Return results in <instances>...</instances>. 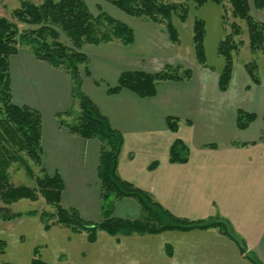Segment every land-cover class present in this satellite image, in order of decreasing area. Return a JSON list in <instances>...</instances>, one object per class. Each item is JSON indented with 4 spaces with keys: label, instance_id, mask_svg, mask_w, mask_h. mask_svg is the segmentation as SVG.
I'll list each match as a JSON object with an SVG mask.
<instances>
[{
    "label": "crops",
    "instance_id": "0c3cea01",
    "mask_svg": "<svg viewBox=\"0 0 264 264\" xmlns=\"http://www.w3.org/2000/svg\"><path fill=\"white\" fill-rule=\"evenodd\" d=\"M115 18L134 30L135 41L130 45L117 40L84 45L90 73L83 74V88L124 135L120 175L149 192L173 216L227 221L246 251L212 227L130 236L100 231L97 240L90 242L86 232L56 225L42 234L43 240L52 245L48 252H53L51 261L47 257L49 245H45L44 261L255 264L249 258L252 255L264 264V82H253L245 66L237 72L234 63L226 91L219 87L217 69L198 66L189 80L161 82L152 97H141L129 89L109 93V87L118 83L124 71L154 72L167 64L184 63L183 56L175 55L177 49L168 36L157 32V24L118 13ZM9 70L14 103L30 106L42 116L43 166L50 175L58 173L63 178L62 205L77 209L87 222H101V181L97 173L101 142L73 134L67 127L74 113L65 112L75 106L71 76L25 46L10 56ZM239 109L257 114L246 129L237 125ZM169 118L178 120L176 131L170 128ZM176 139L189 146L186 162L170 160V148ZM153 162L158 164L150 168ZM144 214L134 198L118 200L113 211L114 217L129 219ZM32 217L14 221L24 219L28 224ZM23 237H13L18 244L9 249L18 251ZM95 252L97 257L91 259ZM30 256L26 254L21 263L32 264L34 255Z\"/></svg>",
    "mask_w": 264,
    "mask_h": 264
},
{
    "label": "trees",
    "instance_id": "16d2710c",
    "mask_svg": "<svg viewBox=\"0 0 264 264\" xmlns=\"http://www.w3.org/2000/svg\"><path fill=\"white\" fill-rule=\"evenodd\" d=\"M130 16L142 18L165 27L171 42L181 43L177 21L188 19L191 5L203 6L207 3L221 5L225 13L226 2L231 5V14L235 19L246 21L249 47L253 53L264 51V22L255 18L251 12L252 3L258 10L264 11V0H105ZM194 4H191V3ZM12 21L0 15V222L14 221L24 216L40 214L44 228L49 230L56 225H63L72 231L86 232L90 242L97 240L100 231L114 236L134 234H157L163 231L194 228H218L235 240L245 252L243 242L231 231L227 221L216 219L191 220L176 217L163 209L147 191L138 188L124 179L119 171V156L125 138L121 131L114 128L108 117L102 113L83 88V74H89V58L81 50L85 43L100 44L114 39L130 45L135 40L134 30L126 23L101 11L94 16L85 0H21L20 6L13 10ZM22 24V26H20ZM25 27V28H24ZM63 33L70 44L61 39ZM243 28L235 20L231 30L218 41L217 53L222 59V66L209 64L205 45L206 22L195 18L193 23V45L196 59L202 66L217 69L219 87L226 91L230 85L235 54L240 51L243 40L238 39ZM28 47L42 60L63 69L72 78V95L75 106L65 113H74L72 122L67 123L69 131L85 139H97L101 142L100 160L97 168L101 181V217L99 223L87 222L75 208L64 207L61 203L64 181L58 173L50 175L43 166L42 116L40 112L27 105H18L13 101L9 58L20 47ZM218 67V66H217ZM245 68L253 82L259 84L258 64L250 61ZM193 71L182 64H167L161 70L148 72L127 70L122 72L118 83L109 87V93H119L129 89L141 97L157 94L158 86L165 81H185L191 79ZM257 118L255 112L238 110L237 125L246 129ZM173 131L178 129V120L169 118ZM189 146L181 139H176L170 148V160L186 162L189 158ZM33 163L40 169L41 176H36V186L14 184L10 166L13 162L24 164L26 171L35 176ZM158 162H153L154 168ZM42 196L45 203L54 208V212L32 209L26 212L14 211L12 205L23 199L36 201ZM123 198H134L145 212L142 218L129 219L113 216L115 204ZM55 218V223H49ZM8 241L0 238V255L6 252ZM38 247L34 249L32 264H51L37 257ZM249 258L255 264L260 261L252 255Z\"/></svg>",
    "mask_w": 264,
    "mask_h": 264
},
{
    "label": "rangeland",
    "instance_id": "374dc122",
    "mask_svg": "<svg viewBox=\"0 0 264 264\" xmlns=\"http://www.w3.org/2000/svg\"><path fill=\"white\" fill-rule=\"evenodd\" d=\"M33 1L36 3H40L42 0H33ZM85 1L94 16H97L101 11H103L109 14L113 18H115L116 13L121 14V16H129V18H133L129 14L125 13L121 9L117 8L116 6L105 0H85ZM175 1H179V0H175ZM252 2L253 0H251V3ZM20 3L21 0H0V15L5 16L12 21H17L16 18L13 17L12 12L14 9L20 6ZM191 4L194 3L192 2ZM225 4L227 7L226 10L227 14L225 13V10L221 5H217L213 2L207 3L203 6L191 5L188 19L183 23L179 21H177L176 23L177 27L180 30L181 43L175 44L171 42L176 47L175 49H177L175 55L183 56L184 58L182 60L184 61V63L182 65L191 68L193 72L196 71L198 72L197 69L198 66L204 67L201 64H199V62L197 61L194 45H192L194 20L195 18H203L206 22L205 45L207 50L208 62L209 64L214 65L216 67L220 64L222 66V59L221 57H219L217 53L218 41L225 35V33L231 30V22L233 20L234 21L236 20L243 28V34L240 37H237L238 39L243 40V45L241 46L240 51L235 54L236 70L237 72H239L241 71L242 68H244L247 62L256 61L258 64V70H257L258 75L261 81L264 82V51L261 50L257 53H253L251 51L249 47V36H248L246 21L241 19H235L231 14L230 3L226 2ZM251 8H252L251 12L253 16L258 20L264 22V11L256 9L253 3ZM20 26H22V24H20ZM157 32H163L168 36L165 27L161 25H157ZM61 39L67 44L71 43L70 40L63 33H61ZM115 40L116 39H114L113 41ZM86 44H90V43H85L84 45ZM83 47L81 50H83ZM139 48H142V46H139ZM74 108H75L74 112L77 113L79 111V105L77 104ZM259 109H260L259 110L260 111L259 114H260L263 110V107H260ZM249 112H253V111H249ZM262 115L263 114H260V116ZM27 161L33 167L35 171L34 174L35 176L30 175L26 171L24 164L19 161V162H13L10 166L11 179L14 184L17 185L26 184L34 187L36 186V176H41L42 173L40 172V169L33 163L32 160L27 159ZM12 208L14 211H21V212H26L32 209L33 210L36 209L40 213L42 211H46L49 213L55 211L53 207L45 203V200L42 196H40V198L36 201L23 199L18 203L13 204ZM32 218L34 219H32V221L28 224H27V220L23 221L24 219H22L20 222L19 220L14 221L12 223L0 222L1 224L5 225L0 227V238L6 237L8 240L6 238L5 240L10 242V244L7 246L8 249H6L4 255L0 257V264H20L21 261L25 259L26 254L30 253L31 254L30 257L31 258L33 257L34 254H32V251L34 247L35 248L38 247L39 253L37 257L42 260L45 259L43 257L45 245L46 246L49 245L47 248V252L50 250L51 248L50 246H52L51 244H48L49 242H45L43 240L42 234L47 229H44V224L42 222L40 214L34 215ZM55 220H56L55 218H50L48 221L49 223L52 222L55 223ZM9 224H12L10 228H8ZM10 231H15V234ZM17 234L19 236L20 235L24 236L23 237L24 241L22 242V246L18 247V251H13L9 248L12 247L13 249L14 244H18L16 241L12 240V238L15 237ZM96 255L97 254L95 252V254L91 259H93L94 256L97 257ZM47 257L50 258V260L52 261L53 252L52 251L48 252ZM91 261L93 264H102L101 261H98L96 259ZM21 264L24 263L22 262Z\"/></svg>",
    "mask_w": 264,
    "mask_h": 264
}]
</instances>
